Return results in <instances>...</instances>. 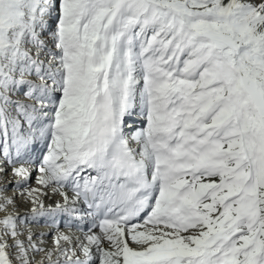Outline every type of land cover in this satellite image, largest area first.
Listing matches in <instances>:
<instances>
[{"label": "snow or ice", "instance_id": "snow-or-ice-1", "mask_svg": "<svg viewBox=\"0 0 264 264\" xmlns=\"http://www.w3.org/2000/svg\"><path fill=\"white\" fill-rule=\"evenodd\" d=\"M0 264H264V0H0Z\"/></svg>", "mask_w": 264, "mask_h": 264}, {"label": "bare ground", "instance_id": "bare-ground-1", "mask_svg": "<svg viewBox=\"0 0 264 264\" xmlns=\"http://www.w3.org/2000/svg\"><path fill=\"white\" fill-rule=\"evenodd\" d=\"M49 193H51V192H49ZM24 210H26V209H24L23 207L20 209L21 212H23ZM42 229H43V228H42ZM31 230H32L34 233L39 231V230L36 231V229H35L34 227H32ZM63 232H64L65 234H68V235H73V233L70 232L69 230H67V231L63 230ZM45 239H46V238H45ZM51 243H52V237H48V239L45 240V245L48 246V245H51Z\"/></svg>", "mask_w": 264, "mask_h": 264}]
</instances>
